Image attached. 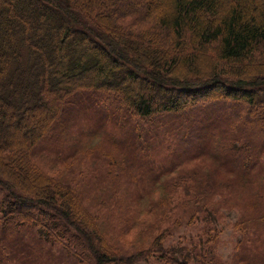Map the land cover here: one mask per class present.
Here are the masks:
<instances>
[{
	"label": "trees",
	"instance_id": "obj_1",
	"mask_svg": "<svg viewBox=\"0 0 264 264\" xmlns=\"http://www.w3.org/2000/svg\"><path fill=\"white\" fill-rule=\"evenodd\" d=\"M209 96L257 117L243 133L249 145L231 144L239 112V121L220 120L235 131L229 137L216 125L190 137L188 121L161 119ZM99 97L118 123L99 112ZM158 121L163 129L142 141ZM127 130L134 151L144 147L130 169L137 176L124 178V166L103 157L107 170L95 161L87 178L71 151L99 132L119 148ZM169 141L181 145L171 165L181 162L163 167L164 155L176 158ZM148 149L161 168L141 165ZM204 154L226 178L242 175L236 195L256 192L244 196L254 216L235 226L248 245L229 264H264V0H0V264H228L216 253L223 209L214 189L232 185L186 166ZM186 213L209 232L176 257L165 249L170 219L176 229ZM129 242L134 251L125 252L119 244Z\"/></svg>",
	"mask_w": 264,
	"mask_h": 264
},
{
	"label": "rangeland",
	"instance_id": "obj_2",
	"mask_svg": "<svg viewBox=\"0 0 264 264\" xmlns=\"http://www.w3.org/2000/svg\"><path fill=\"white\" fill-rule=\"evenodd\" d=\"M210 97V96H209ZM213 97V96H212ZM210 97L209 99H207L206 101H201L202 103H199L200 106L194 107V108H190L187 109L185 112L181 113V115H175V116H170V117H164L161 119H184L183 123L185 121H188L190 124L189 129V136L193 137V135H195V133H197L198 137H200L201 132L205 131L206 133L211 132L213 129H211L212 127H214L216 125L215 128L219 129V132L224 136V137H229L231 135L234 134V130L230 129L229 127H227L226 125H223L221 123L222 120H227L230 119L231 122L233 121H239L240 119H234V117H236L235 115L238 114L239 112V116H241L242 120H241V129L240 131L237 133L236 138H232L231 140V144H233V141L235 140H241L244 143H247L242 137L244 136L243 133H245V129L246 127H248V125L250 123H256V118L257 117H253V116H246V109L245 107H241V104H232L230 102H221L220 100H216V97L212 98ZM213 99V100H210ZM77 100H80L79 98H77ZM98 103L101 104V107L98 108L99 112L102 110L106 109L105 106V102L103 101V99H101L100 97L98 98ZM110 103V102H108ZM114 105H117V102L113 103ZM110 106V105H109ZM112 107V108H111ZM110 108L106 109L105 113L108 112L109 116L112 118H108V115L106 117V119H109L111 121H115V117H118L120 115V113L117 111V109H115V106H111ZM49 111V107L47 108ZM108 110V111H107ZM103 114V113H102ZM248 114V113H247ZM232 117H231V116ZM101 117V116H100ZM129 117H125L124 120L128 119ZM92 119H98V117H93ZM121 118L119 117L120 120ZM203 119H209L210 122L212 121L213 125H200L199 123H201L202 121H204ZM245 119H252L251 122H247L245 121ZM200 120V121H197ZM202 120V121H201ZM221 120V121H220ZM127 121V120H126ZM167 121V120H165ZM164 121V122H165ZM170 120H168L169 122ZM220 121V123H219ZM116 123H118L117 121H115ZM29 124V121H27L25 123V126L23 128H27V126ZM199 124V125H198ZM245 124V127L243 126ZM248 124V125H247ZM164 125H163V121H158V123H155L154 126L152 128L149 129H142L141 131L143 132L144 137L141 139L142 141L146 140L147 142V138L150 137V131L151 129H153V132L157 133L158 131H161L163 129ZM200 129H198V128ZM197 129V130H196ZM112 134L114 135V131L109 130ZM139 131V130H137ZM199 131V132H198ZM123 136L119 139H116L114 142L118 143L119 141L123 142V144L117 145L119 146V148H114L111 139L109 137L108 134H105L104 132H99L97 133L96 136L93 137H87L84 140V145L80 144L79 146H77V148L75 147L74 150H72L71 152H78L79 154V158L77 159L78 161L76 162V165L78 167H84L86 169L87 172V178L93 176L92 172H88L87 167L86 166H91L93 164V162L97 161V165L99 167H101V163H102V168L103 171L107 170V167L105 166V164H107V161L103 159L100 160V158L103 157H109L110 159L113 160H117L119 161L123 166H124V178L127 177L129 180H131L133 177L137 176L136 174H134L130 169L132 167V161H134L135 157L137 159V157L142 156V150L144 149H138L137 153L136 151H134V147L133 144L135 141H137V139L135 140V133H133L132 131H124L123 132ZM125 137V138H124ZM131 140L130 143H128V139ZM124 139L126 140V142H124ZM210 140V141H208ZM257 142L260 143L262 141V138L259 137L257 135L256 138ZM187 136L183 137L182 142L180 143H185L187 142ZM145 142V143H146ZM190 142H193L192 140ZM208 145L214 143L213 141H211V138H207L206 141ZM136 143V142H135ZM168 148H170L171 153L173 154V156H175L176 158L171 160L169 159V154L168 155H164V158L167 159L165 164L163 165V167H172V166H176L179 165V163L181 162V160L175 164V165H171L174 164L176 161L179 160V157H177L178 155V151L180 150V146L177 149H174V144H171L170 141L169 143H167ZM190 144V143H189ZM189 144L187 146H189ZM248 145L250 143H247ZM144 145H147L144 144ZM186 145V143H185ZM236 146L241 147L244 146L246 147V145L242 144V143H236ZM183 149V148H182ZM181 149V151H182ZM248 151V148L245 149V152ZM244 152V153H245ZM157 153V152H156ZM160 153V152H159ZM162 154H166L163 150L161 151ZM156 154L151 151V150H147V156L145 159L140 160L141 165H153V161H155L156 159H154V157ZM198 160L197 163H189L188 165H186L187 167L190 168H194L196 171L202 173V174H206L208 176H215L217 174H219L220 172L217 170V167L215 166L216 163L213 159V157L209 154H204L201 156L197 157ZM260 159V161H259ZM121 160V161H120ZM123 160H127L126 163H123ZM258 171L264 172V154L262 159L260 157H258ZM187 162H191L190 160H188ZM155 165L156 166H160V164L158 162L155 161ZM74 166V165H73ZM122 168V167H120ZM119 168V170H121ZM161 168V166L159 167ZM148 169V168H147ZM102 171V172H103ZM122 171V170H121ZM229 174H233V179H228L226 178V176L222 173H220V176L222 177V180H228L231 183V188H224L221 190L218 189H214V199H215V203L217 205L218 208L223 209L222 211V215H220L219 219H217L215 226H213L216 230L220 231V244L218 247V250L216 251V253L218 254V256L222 259L223 262H227L228 264L231 263L234 259V254H235V248L236 246L238 247L239 244L247 246L248 245V231L246 230L245 232H240L235 226L237 225V223L239 224L240 221L239 219L243 220L248 218L250 215L254 216L252 213V209L249 205V203H247L245 201V197L247 198H252L255 196L256 192L249 190L248 192H245V195L241 196V195H236V191H240L243 190L242 188H238V186L240 185L239 183L241 182V174L236 175L235 173H231L230 171H228ZM142 175V174H141ZM145 176V181L147 182H151L153 183V178H151L150 181V176L148 175H144ZM147 176V177H146ZM122 179V178H121ZM142 180V179H141ZM140 180V181H141ZM219 183L218 179H216V182L214 183V185H217ZM89 189L86 187V190ZM245 189V188H244ZM145 192H148L149 189H144ZM137 189L134 188V190L131 192L132 195L136 194ZM106 198V197H105ZM107 208V205H106ZM185 219L182 222V224H179L176 226V229L172 228L175 220L174 218L170 219V231L169 233L171 234L169 237V240L166 242L165 244V249L169 250L172 252V255H175L176 257L180 256L181 253H184L183 248L185 246H187L188 250L192 249L193 245L191 242V240L196 237L197 235H202L206 232H209V229L207 228H202L203 225L201 224V219H193L192 217H189V214H185ZM169 222V221H168ZM167 222V223H168ZM253 235V234H252ZM253 239V238H252ZM254 240H256V238H254ZM188 241V242H187ZM119 244V243H118ZM121 245V247L123 248V250L125 252H132L134 251V246L133 244H131V242L129 243H124V244H119ZM245 254H242L241 256L244 257ZM139 264H162L159 261V258H153L150 259L148 261H143L140 262Z\"/></svg>",
	"mask_w": 264,
	"mask_h": 264
}]
</instances>
